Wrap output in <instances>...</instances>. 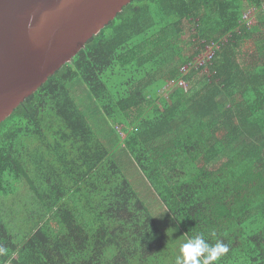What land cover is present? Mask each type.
Masks as SVG:
<instances>
[{"label":"trees","instance_id":"16d2710c","mask_svg":"<svg viewBox=\"0 0 264 264\" xmlns=\"http://www.w3.org/2000/svg\"><path fill=\"white\" fill-rule=\"evenodd\" d=\"M263 4L132 0L1 122L0 195L24 180L44 215L20 244L0 217V264H174L109 153L119 147L186 239L227 246L213 264H264ZM77 78L124 138L94 133ZM179 81L188 88L158 98ZM33 155L50 168L43 190Z\"/></svg>","mask_w":264,"mask_h":264},{"label":"water","instance_id":"95a60500","mask_svg":"<svg viewBox=\"0 0 264 264\" xmlns=\"http://www.w3.org/2000/svg\"><path fill=\"white\" fill-rule=\"evenodd\" d=\"M132 0H0V123Z\"/></svg>","mask_w":264,"mask_h":264},{"label":"rangeland","instance_id":"374dc122","mask_svg":"<svg viewBox=\"0 0 264 264\" xmlns=\"http://www.w3.org/2000/svg\"><path fill=\"white\" fill-rule=\"evenodd\" d=\"M251 14V23L252 21ZM74 86V87H73ZM71 90V96L84 112L88 122L91 123L94 133H105L109 137L115 138L117 131L119 136L124 138L125 135L120 128H116L104 116L99 105L92 101L89 92L80 78H77L72 83L68 84ZM188 88L185 84L184 90ZM84 92H83V90ZM173 86H167L159 92L158 98H166ZM123 134V135H122ZM118 135V134H117ZM103 143L104 140L100 138ZM107 147V145L105 144ZM120 172L127 180L132 191L135 193L140 202L144 205L149 215L153 218L157 228L165 237L171 254L175 257L178 254V249L181 243L186 241L178 224L172 218L162 201L158 197L156 191L147 181L144 174L140 171L136 163H134L128 153L120 147L112 153ZM31 165L29 166L30 176L35 181L38 188L43 190L45 183L42 176L48 175L50 168L46 163H41L42 159L38 156H32ZM44 215V209L35 195L31 192L28 184L24 180L15 181L12 183L11 192L7 195H0V217L12 233L17 243H23L30 234V230L36 227L38 221Z\"/></svg>","mask_w":264,"mask_h":264},{"label":"clouds","instance_id":"9594fccd","mask_svg":"<svg viewBox=\"0 0 264 264\" xmlns=\"http://www.w3.org/2000/svg\"><path fill=\"white\" fill-rule=\"evenodd\" d=\"M227 251L225 244H209L203 233H196L180 244L174 264H213Z\"/></svg>","mask_w":264,"mask_h":264},{"label":"built area","instance_id":"2783aa9c","mask_svg":"<svg viewBox=\"0 0 264 264\" xmlns=\"http://www.w3.org/2000/svg\"><path fill=\"white\" fill-rule=\"evenodd\" d=\"M264 7V4H263ZM253 10H247L245 13H243L242 16V21L246 24V25H250L251 24V14L253 13ZM212 50L210 48H208L207 52L199 57H197L193 64L191 65L192 67L194 65H203L205 64L206 61H208L211 57H212ZM187 68H183L182 71L185 72ZM169 86H173L174 88L179 87V88H185V83L183 81H179V82H172Z\"/></svg>","mask_w":264,"mask_h":264},{"label":"crops","instance_id":"0c3cea01","mask_svg":"<svg viewBox=\"0 0 264 264\" xmlns=\"http://www.w3.org/2000/svg\"><path fill=\"white\" fill-rule=\"evenodd\" d=\"M123 135V134H122ZM109 151H111V150H109ZM113 153V152H112Z\"/></svg>","mask_w":264,"mask_h":264}]
</instances>
